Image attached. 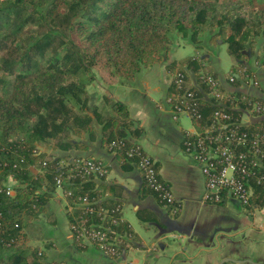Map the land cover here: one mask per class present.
<instances>
[{"label":"trees","instance_id":"obj_1","mask_svg":"<svg viewBox=\"0 0 264 264\" xmlns=\"http://www.w3.org/2000/svg\"><path fill=\"white\" fill-rule=\"evenodd\" d=\"M172 34L196 48L206 37L211 46L226 45L235 61L223 78L227 82L247 61L246 50L251 54L264 37V0H0V264H50L45 250L51 244L42 238L38 221L42 215L51 221L46 206L55 191L58 161L71 157L57 153L77 148L72 137L93 134L88 87L97 77L109 86L133 81L160 62ZM202 64L200 58H187L168 66L170 81L182 72L197 93L202 118L193 124L198 132L222 109L203 98L204 86L201 91L191 86L189 78L197 79ZM203 70L221 79L207 65ZM244 80L235 78L233 84L238 98L247 97L239 106L247 100L264 104L242 90L248 87ZM171 83L166 97L175 93ZM102 118L111 135L106 148L137 167V159L126 156L138 145L128 135L133 138L139 130L127 108L113 102ZM240 129L262 130L264 118ZM119 142L123 149L111 147ZM8 178L15 185L9 186ZM142 187V194L154 195L143 180ZM67 189L75 197L106 192L91 178H78ZM253 207L264 208V188L252 182L251 204L243 208L249 213ZM81 215L74 210V218ZM66 219L72 222V215L66 212ZM115 230L131 232L122 221Z\"/></svg>","mask_w":264,"mask_h":264},{"label":"crops","instance_id":"obj_2","mask_svg":"<svg viewBox=\"0 0 264 264\" xmlns=\"http://www.w3.org/2000/svg\"><path fill=\"white\" fill-rule=\"evenodd\" d=\"M177 40L179 43L172 47ZM180 42L190 46L194 53L182 58L183 53L178 50ZM260 43L264 44V41ZM171 44L159 63L142 69L131 82L109 86L97 77L87 89L94 121L93 134L72 137L70 141L77 148L57 153L95 158L107 166V176L94 181L105 187L107 203L117 202L121 206L122 222L131 231L129 248L116 258L107 257L93 247L77 251L69 233L64 202L55 190L46 206L51 221L47 222L45 215L38 221L42 238L51 244L45 250L46 263L264 264V209L253 207L247 213L229 197L220 204L202 201L204 179L182 148L184 135L194 130L192 121L185 117L172 120L165 103L170 84L168 66L172 63L200 58L221 79L224 78L220 44L211 46L206 37L196 48L178 35L172 36ZM255 55L247 58L248 66L251 67ZM229 58L232 65L228 70L235 62ZM250 69L259 75L260 84L242 90L264 101L263 72ZM113 102L127 108L134 126L139 129L133 138L128 137L156 165L161 181L174 198L176 213L164 207L155 194H142L138 168L133 163L121 162L115 152L106 148L104 141H109L111 135L102 117L109 113ZM93 109L97 110L99 119L95 118ZM8 180L15 183L11 178Z\"/></svg>","mask_w":264,"mask_h":264},{"label":"built area","instance_id":"obj_3","mask_svg":"<svg viewBox=\"0 0 264 264\" xmlns=\"http://www.w3.org/2000/svg\"><path fill=\"white\" fill-rule=\"evenodd\" d=\"M204 66L201 65L197 79L189 78L191 86L198 91H201L200 85L204 86L206 92L203 98L213 100L214 105L222 109L213 112L201 132L193 124V119L199 121L202 118L199 98L186 85L184 73L177 72L172 76L170 83L172 82L175 93L166 97L165 103L172 120L185 117L192 121L194 130L184 135L182 148L204 179L202 201L220 204L229 197L242 207H247L251 204L252 182L264 188V129L249 131L240 129V125L249 126L254 120L264 118V104L258 100H247L246 105L240 107L239 103L247 97L238 98L229 84L205 72ZM237 74L245 79V83L254 86L257 84L255 75L244 67ZM234 79V75L229 77L230 85L234 83ZM237 111L240 113L234 115ZM111 147L123 149L125 145L119 142L112 143ZM126 156L137 159V168L143 182L164 207L176 213L174 198L159 178L152 159L139 145L126 150ZM58 167L60 171L55 177V190L63 200L66 212L72 215L73 220L68 223V229L73 242L79 247H93L107 257H118L129 248L131 242L128 234L115 230L122 221L121 206H107L105 194L75 197L67 189L78 178L103 180L108 174L107 166L95 158L71 156L60 159ZM8 194L11 195L12 192ZM74 210H80L83 215L74 218ZM91 215L95 216V221L90 219Z\"/></svg>","mask_w":264,"mask_h":264},{"label":"rangeland","instance_id":"obj_4","mask_svg":"<svg viewBox=\"0 0 264 264\" xmlns=\"http://www.w3.org/2000/svg\"><path fill=\"white\" fill-rule=\"evenodd\" d=\"M175 36V35H178V34H172L171 35V37H170V43H169V45H168V49H170V44L172 43V36ZM179 36V35H178ZM261 40H263L264 41V37L263 38H260ZM258 40L257 41V43L255 44V46H254V48H253V52L250 54V50H249V48L246 50V54H247V58L248 57H250V56H252V54L254 53V54H256L255 55V57H253V61H252V64H251V67L250 66H248V64L245 62V63H243V67H244V69L245 70H247V71H249L250 73H252V74H254L255 75V79L257 80V84L254 86V85H252V84H248V83H246L248 86H252V87H258L259 86V84H260V81H261V79H260V77H259V75L257 74V73H254V71H251V69L250 68H254V69H256V70H258V69H261L262 70V72H263V79H264V44L263 43H260L261 42V40ZM179 43V41L177 40L175 43H174V46H172V47H175L177 44ZM181 43V46L179 47V51H181L182 53H183V56H182V58H184V57H189V56H191V54H193L194 52H193V49L190 47V46H188V45H186V44H184V43H182V42H180ZM172 45V44H171ZM220 46V48H221V53H220V55H219V57H220V59H221V66H222V68H223V70H225V73H227V72H231L230 71V69L228 70V68H229V66L230 65H232L231 64V60H230V58H229V55L227 54V51H226V45H224V44H220L219 45ZM166 54H167V52H165ZM258 54V55H257ZM164 55V54H163ZM180 55V53H178V56ZM162 60V59H161ZM160 60V61H161ZM239 69V68H238ZM238 72H236L235 74H234V77L235 78H237L238 80H240V79H242L240 76H238V74H237ZM220 81L222 82V81H224V82H226V80L225 79H220ZM227 84H229V86H230V88L232 87L233 89H234V87L235 86H233V84H231L230 85V83L227 81L226 82ZM13 182V181H12ZM7 183H8V185L9 186H13V185H15V183H11L10 182V180H8L7 181ZM10 183V184H9ZM36 242L35 241H31V244L32 245H34ZM51 264V263H50Z\"/></svg>","mask_w":264,"mask_h":264},{"label":"water","instance_id":"obj_5","mask_svg":"<svg viewBox=\"0 0 264 264\" xmlns=\"http://www.w3.org/2000/svg\"><path fill=\"white\" fill-rule=\"evenodd\" d=\"M229 260V259H228ZM228 260H225L224 262H227Z\"/></svg>","mask_w":264,"mask_h":264}]
</instances>
